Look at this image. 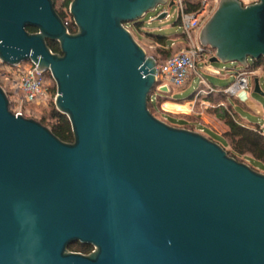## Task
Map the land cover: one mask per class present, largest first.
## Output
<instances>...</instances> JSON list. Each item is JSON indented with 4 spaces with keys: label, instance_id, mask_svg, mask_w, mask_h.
<instances>
[{
    "label": "water",
    "instance_id": "obj_1",
    "mask_svg": "<svg viewBox=\"0 0 264 264\" xmlns=\"http://www.w3.org/2000/svg\"><path fill=\"white\" fill-rule=\"evenodd\" d=\"M168 3L71 0L72 33L55 0H0L1 62L50 70L74 135L16 114L0 85V264H264V173L149 107L157 61L128 24ZM200 41L210 62L264 59V0H220Z\"/></svg>",
    "mask_w": 264,
    "mask_h": 264
},
{
    "label": "rangeland",
    "instance_id": "obj_2",
    "mask_svg": "<svg viewBox=\"0 0 264 264\" xmlns=\"http://www.w3.org/2000/svg\"><path fill=\"white\" fill-rule=\"evenodd\" d=\"M63 1L64 0H55V7L57 10L62 11L65 8L63 7ZM245 1L248 3L251 0ZM162 11H168L169 15L163 19H155ZM66 18L67 20L71 19L69 15H67ZM140 23L141 24L139 26L134 24H128V26L134 38L144 47L148 56L154 57L158 63H162L164 59L188 47V43L183 37L184 29L180 23V9L177 2L173 5H170V3L160 5L155 11H150L143 18H141ZM153 35L164 36L168 43V50H164L162 45L157 42L156 37ZM211 49L215 54L213 48ZM210 58L211 54L206 53L201 59L197 60V66L189 74L184 86L179 87L171 84V92L169 94L162 93L154 89V100L151 104L153 107L158 109L157 112H155V115L166 122L168 121V123L174 126L182 127L187 124L188 127L184 128L194 131L200 132L199 127L201 126L211 128L218 133H223V131L228 128L224 126L223 122L218 120L215 115V110L219 106H224V108L232 110L230 104L231 102L235 107L236 112H238L236 109L238 108L243 113H246L248 117L245 119L247 121L255 124L264 123V95L254 92L251 87H249L247 91L240 94V97L244 102L249 100L246 105L239 104L235 96H229L230 98H227L228 95L221 91H209L210 86L224 88L231 85L236 80L237 72L245 68L238 62H210ZM252 64L253 62L250 61V66H252ZM259 66L262 67L260 75L263 77L261 80L262 92H264V60L259 63ZM5 69L6 65H4V63L0 60V85L5 88L9 95L12 93V90L10 81L5 79L3 76ZM45 78L48 80L52 98H54L57 94V83L51 72H47L45 74ZM254 78L255 77H250V84H253ZM204 90L206 93L201 94ZM166 98L180 102H164L159 107V103ZM187 100H194V105H190V103L184 104ZM51 102H53V99L49 102L48 106L42 107L29 104L28 107L31 111L30 117L35 118L38 121L45 120L46 123L51 122L50 113L53 109ZM11 108L12 110L14 109L13 107ZM166 111L174 113L167 114ZM202 134L212 138L216 142L221 143V140L210 130H207ZM242 161L251 165L248 158H245ZM253 168L261 173H264V170L258 166ZM69 247L71 251H78L81 249L78 243H73ZM90 249H94V247L92 246L88 249V251H90Z\"/></svg>",
    "mask_w": 264,
    "mask_h": 264
},
{
    "label": "built area",
    "instance_id": "obj_3",
    "mask_svg": "<svg viewBox=\"0 0 264 264\" xmlns=\"http://www.w3.org/2000/svg\"><path fill=\"white\" fill-rule=\"evenodd\" d=\"M170 1V0H169ZM177 2L180 9V23L183 26L184 40L188 43V47L180 52L168 57L162 63L157 62V91L161 85L174 84L176 86H184L189 74L196 68L198 59H201L206 53L214 55L212 49L203 45L200 41V34L218 8L220 0H192L199 4V9L194 12L186 10V0H173ZM244 5L251 4L256 0L246 3L241 0ZM214 51V50H213ZM6 69L3 73L5 79L10 81L12 93L9 94L11 107L16 114H22L26 117L31 116L28 107L33 104L37 107L48 106L53 99L55 102L56 95L52 98L51 89L48 80L45 78L50 70H38V64L33 60L22 61L15 65L5 64ZM262 71V67L257 65L253 67H245L236 74V80L223 90H219L228 96L240 97L250 87V77H256ZM215 88H210V92H216ZM241 98V97H240ZM154 95H150V101L153 102ZM264 134V123L259 125ZM204 133V128L199 129Z\"/></svg>",
    "mask_w": 264,
    "mask_h": 264
},
{
    "label": "trees",
    "instance_id": "obj_4",
    "mask_svg": "<svg viewBox=\"0 0 264 264\" xmlns=\"http://www.w3.org/2000/svg\"><path fill=\"white\" fill-rule=\"evenodd\" d=\"M64 6L65 7L62 11L57 10L61 17L63 18L64 22L68 26V29L70 32L75 33L77 31V26L74 23V20L70 14L69 7L71 4V0H64ZM199 9V4L196 1L192 0H186V10L188 12H194ZM69 15L71 17L70 20H67L66 16ZM141 23L140 21L136 22V26H139ZM28 30L30 31H36V28L29 27ZM152 36V35H151ZM156 37L157 42L162 45V48L164 50L167 49V40L164 36L161 35H153ZM49 46L54 52H61L60 45L58 42L54 41H48ZM152 45V44H151ZM167 59V58H166ZM164 59V61L166 60ZM264 60L260 59L258 61H255L252 66H257L259 63ZM155 90H157V86L155 87ZM154 91V90H153ZM152 91V95H153ZM237 102H244L241 100L240 97H236ZM166 99H163L159 103V107L161 104L166 101ZM173 102H180L173 100ZM53 105V109L50 113L51 122L46 123L45 120H42L41 122L48 126L59 138H61L65 142H73L74 141V135L72 131V125L71 122L66 114H63L60 112L56 105L54 104V101L51 102ZM152 102L149 101V107L152 110V112L155 114L157 112V108L153 107ZM232 110H229L227 108H224V106H219L215 110V115L223 122L227 127L228 131L223 134L224 141H221L220 144L224 146V148L227 150L230 156L236 158L239 161L244 160L245 158L249 159L250 164L252 167H260L262 170H264V134L262 133V130L260 129L259 125H256V127H247L243 124H241L236 118L237 113L235 111V107L230 102ZM167 114H171L172 112L166 111ZM168 122V121H167ZM182 127H188V125H183ZM212 139V138H211ZM78 245L81 247L80 250H84L87 245L81 244L77 242Z\"/></svg>",
    "mask_w": 264,
    "mask_h": 264
},
{
    "label": "crops",
    "instance_id": "obj_5",
    "mask_svg": "<svg viewBox=\"0 0 264 264\" xmlns=\"http://www.w3.org/2000/svg\"><path fill=\"white\" fill-rule=\"evenodd\" d=\"M261 79L263 78L262 77V75H258ZM262 81V80H261ZM170 87V92H171V86H169ZM228 87V86H227ZM227 87H224V88H216V87H213V86H210V88H215L216 90H223V89H225V88H227ZM250 87L252 88V90L254 91V85L253 84H251L250 85ZM210 91V90H209ZM169 92V93H170ZM169 93H167V94H169ZM206 92H205V90L204 91H202L201 92V94H205ZM227 98H230L229 96L227 97ZM190 99V98H189ZM242 100V99H241ZM177 101V100H176ZM249 101V100H248ZM247 101V102H248ZM164 102H172V103H178V102H173V99H169V98H167V100L166 101H164ZM163 102V103H164ZM247 102H239V104H241V105H246V103ZM186 103H190V105H194V103H195V101L194 100H187V101H185V103L184 104H186ZM182 104V103H181ZM222 105V104H221ZM237 110H238V113H237V119H238V121L241 123V124H243V125H245V126H247V127H254V126H256V125H260V124H255V123H252V122H249V121H247L245 118H247L248 116L246 115V113H243L241 110H239L238 108H236ZM169 112H171V111H169ZM258 112H259V110H258ZM172 113H174V112H172ZM185 119V118H184ZM186 120V119H185ZM224 124V123H223ZM224 126L225 127H227L225 124H224ZM200 129L201 128H204V130L205 131H207V130H210L211 132H213L214 133V135L215 136H217L221 141H224V138L222 137L223 136V134L225 133V132H227L228 131V129H225L224 131H223V133H218V132H216L215 130H213V129H211V128H206V127H199ZM228 128V127H227Z\"/></svg>",
    "mask_w": 264,
    "mask_h": 264
},
{
    "label": "flooded vegetation",
    "instance_id": "obj_6",
    "mask_svg": "<svg viewBox=\"0 0 264 264\" xmlns=\"http://www.w3.org/2000/svg\"><path fill=\"white\" fill-rule=\"evenodd\" d=\"M29 27H32V26H29ZM29 27H27V29ZM33 28H36V27H33ZM28 31H30V30H28ZM37 31H38V29L36 31H30V32H33L34 33V32H37ZM91 247H92L91 245H87V247L84 250H78L76 252H80V253H83V254H90L93 251V249H90V251H88V249L91 248Z\"/></svg>",
    "mask_w": 264,
    "mask_h": 264
}]
</instances>
